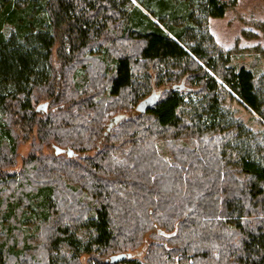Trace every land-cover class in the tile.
<instances>
[{
  "label": "trees",
  "instance_id": "16d2710c",
  "mask_svg": "<svg viewBox=\"0 0 264 264\" xmlns=\"http://www.w3.org/2000/svg\"><path fill=\"white\" fill-rule=\"evenodd\" d=\"M236 1L0 0V264H264V69L206 25Z\"/></svg>",
  "mask_w": 264,
  "mask_h": 264
},
{
  "label": "rangeland",
  "instance_id": "374dc122",
  "mask_svg": "<svg viewBox=\"0 0 264 264\" xmlns=\"http://www.w3.org/2000/svg\"><path fill=\"white\" fill-rule=\"evenodd\" d=\"M206 25L216 47L229 53L230 66L236 69L244 67L252 71L256 77L260 75L264 69V0H237L232 7L226 10L223 17L209 18ZM109 66L111 67L112 64ZM42 102L39 104L44 103ZM227 106L235 111V118L241 121L246 128L254 133L260 131L261 128L256 122L259 118L250 110L236 102H229ZM156 145L159 154L171 161L172 157L165 148V142L159 141ZM3 146L7 148L5 141H3ZM29 148V143L21 144L17 148L19 165L21 158L28 154ZM33 203L34 208L31 212L29 210L31 215L22 218L20 225L15 226L24 236L32 239L38 235L37 226L41 221V216H38L39 207L35 205V202ZM84 261L85 258H83V263Z\"/></svg>",
  "mask_w": 264,
  "mask_h": 264
},
{
  "label": "water",
  "instance_id": "95a60500",
  "mask_svg": "<svg viewBox=\"0 0 264 264\" xmlns=\"http://www.w3.org/2000/svg\"><path fill=\"white\" fill-rule=\"evenodd\" d=\"M159 98L158 94H151L148 98H146L145 100H143L142 102H140L139 104L136 105L135 110L138 113H144L147 109H149ZM47 109V103H43L40 104L36 107L35 111L36 112H40V111H46ZM122 118L121 115L115 116L113 118H111L108 122V126L106 128V131H110L111 127L115 124H117V122ZM52 149L54 151V154L56 156L61 155V154H65L67 157H71L73 155L72 150L70 149H62L56 145L52 146ZM125 258H130V254H118V255H113L109 258V261L111 263H117L120 262L122 260H124Z\"/></svg>",
  "mask_w": 264,
  "mask_h": 264
},
{
  "label": "bare ground",
  "instance_id": "6f19581e",
  "mask_svg": "<svg viewBox=\"0 0 264 264\" xmlns=\"http://www.w3.org/2000/svg\"><path fill=\"white\" fill-rule=\"evenodd\" d=\"M148 97H149V96H148ZM148 97H147V98H148ZM145 99H146V98H145ZM145 99H143V100H145ZM143 100H142V101H143ZM142 101H140V102H142ZM140 102H139V103H140ZM139 103H138V104H139ZM109 262H110V261H109ZM110 263H111V262H110Z\"/></svg>",
  "mask_w": 264,
  "mask_h": 264
}]
</instances>
